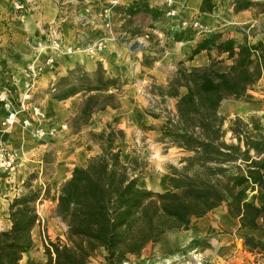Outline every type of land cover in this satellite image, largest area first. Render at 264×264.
<instances>
[{"label": "trees", "instance_id": "1", "mask_svg": "<svg viewBox=\"0 0 264 264\" xmlns=\"http://www.w3.org/2000/svg\"><path fill=\"white\" fill-rule=\"evenodd\" d=\"M256 6L264 12V2L234 0L235 12ZM212 7L210 0H202L200 11ZM112 8L130 18L140 12L155 21L164 17L144 0ZM240 33L241 40L207 33L186 59L206 51L207 64L186 66L180 61L165 86H153L158 96L176 98L175 109L166 111L160 128L168 147L184 153L181 165L169 169V189L153 191L139 185L141 176L132 163L122 160L117 145L122 129L109 124L105 131L88 132L100 152L84 165H75L60 184L53 216L65 226L64 240L45 242L43 264H90L98 250L105 264H123L165 233L186 231L193 219L222 205L239 230L261 232V237L242 238L245 250L264 264V135H253L250 122L242 117L226 118L219 112L224 100L239 99L264 78V40L251 41L247 33ZM223 59L230 64L219 70L216 64ZM123 84L100 66L93 73L76 66L58 78L51 96L60 101L84 93L73 117V130L78 132L95 111L120 106ZM39 199V189H29L9 202L10 226L0 231V264H20L32 247V229L40 222Z\"/></svg>", "mask_w": 264, "mask_h": 264}, {"label": "rangeland", "instance_id": "2", "mask_svg": "<svg viewBox=\"0 0 264 264\" xmlns=\"http://www.w3.org/2000/svg\"><path fill=\"white\" fill-rule=\"evenodd\" d=\"M28 1L32 2V0ZM79 1L80 0H78L77 8H81L82 10L89 8V11H92V9L95 8H100L101 10V8L108 4V2L99 0V2H97L98 6H96L95 3L91 5L92 7L84 6V8H82L79 6L82 5ZM256 1L264 2V0ZM13 3L21 5L20 9L24 8L27 10L30 7V5L22 4L20 0H13ZM115 3V5H120L117 2ZM9 7L11 13L21 14L19 11L20 9H15L13 6ZM254 8L255 11L258 12L261 9V6H256ZM116 11L121 13L120 10ZM119 19L120 18L112 19L111 16V21L114 25L113 27H116L119 31H122L121 29L124 27L131 26L134 27L132 28L134 29V31H131L132 33H136L140 36L144 33L148 34L149 37L143 50L145 53L147 52V58L144 60V64L151 65L153 57H156L153 53L160 54L169 46V40H167L169 33L162 26V21L157 22L152 20L145 13H140L134 18L126 20L124 23L125 26L123 27L121 25L118 26ZM11 21L12 20L9 19L7 22ZM132 23H135V25L132 26ZM78 24L80 26H87L84 19L81 21V24L80 21ZM249 25L250 23L248 22L236 24L234 28L232 27V37L241 40L242 34L240 31L247 33L248 38L251 41H256L261 39V37H264V19L258 21V23L253 26ZM6 27L8 28L9 25H6ZM128 29L129 28H127V30ZM158 30H161L163 33H159ZM226 30L227 32H224L225 35L223 38L228 37L230 34V30ZM10 39L11 38L0 47L1 53H5L7 58H9L11 54H13L15 58H19L24 52L21 51L20 47L15 45V39L13 41ZM28 50L30 51V45ZM189 52L190 51L188 50V52L185 53L182 60L186 66H189V64L185 62ZM203 53L204 58L206 59L205 62L208 63L207 52ZM211 55L215 56V51H213ZM223 57H225V55ZM27 59L32 64H41L43 55H40L37 59L35 56L26 58L24 61ZM229 64V60L227 61V59H223L216 64V67L219 70H226ZM12 67H14V70H19L21 68L17 66ZM80 68L83 69L82 67ZM15 75L17 77L16 73ZM58 78H56L55 83ZM155 85L159 84L149 81L148 85L145 87L146 89H143L142 91L150 93L156 98L159 91L157 88L153 87ZM7 86L11 87L12 90H15L16 96H18V93H22L25 89L22 85L20 86V89H18L15 84H11V79L6 80V78H0V90ZM52 87L53 86H50L48 89H51ZM123 89L124 88H122L121 91H123ZM80 93L81 94L77 93L78 95L74 96V98H72L73 100L70 98L67 101H64L62 103L63 108L55 111L56 113H52V116L44 111L45 126L53 125L56 127L58 131L57 136L40 141L33 135L31 128H24L20 124H16L11 132L8 133L9 139L13 143V147L15 145V148H17L21 156L22 165L17 173L16 187L20 188L22 193L27 192L29 189H39L40 191V199L36 203L37 213L40 217V222L36 225L39 224L40 227L37 226L36 229H32V247L28 253L23 255L20 264H43L45 261V242L49 240L56 241L57 237L64 240L65 226L58 218L53 216V209L56 202L50 197L52 190L66 178L75 165L80 164L81 162L85 164L88 157L100 152L99 146L90 140V136L88 135L89 131H105L109 124L116 129H122L124 131V136L117 142V145L121 150V158L125 163L133 164V167L141 176L139 185L144 188L153 191H164L169 189L166 182L169 169L172 165L176 167L181 165L179 161L184 153L174 146L168 147L165 140L162 139L160 133L161 127L156 126L157 124L149 126L137 125L132 123L130 118L129 121L124 119L120 122L122 124V126H120L118 122L111 120V116L113 115L111 107H108L109 109L105 108L95 111L93 114L94 116L91 115V120L87 121V127H84L83 129L81 128L82 131L78 133L75 132L73 130V116L84 99V93ZM119 94V98H121L123 93L121 92ZM40 96V92L36 90L34 98L39 103ZM262 100L263 98L258 94H253L251 98H247L246 95L239 99L228 98L222 102L219 112L226 118L234 117L235 115L242 117L244 120L250 122L253 135L263 136L264 121L255 124L251 120L254 113H259L257 111H262L264 113V106L261 107L264 105V101ZM157 104H160L158 100ZM243 107L249 108V111L242 112ZM1 110L4 115L5 111L0 104V114ZM143 110L150 115L160 114L166 116L167 114L149 109L147 104ZM163 110L172 111L167 108H163ZM3 115H0V117ZM65 123L67 129L62 128V125ZM163 126L164 125H162V127ZM88 127H90V129ZM14 140L16 142H14ZM73 143L77 148L76 151H73L74 148H69V146L74 147ZM71 154H73V156ZM29 185H31V187H29ZM1 200L2 199H0V201ZM41 204H43V206H41ZM42 209L43 211H41ZM41 217H43V222ZM7 218L8 216L5 215V211H3L0 206V231L10 226V221H7ZM237 227V221L226 217V209L222 205L207 213L200 219H193L188 231L174 232V240L172 244L167 242L168 236H165L163 240L160 239L158 242L147 244L142 252L143 255H140L139 257L131 256L129 261L123 264H263L261 260L256 261L255 256L245 250L242 238L244 234H254L257 237H261V232L256 231L253 233L247 229L239 230ZM189 233L194 234L198 238L199 246L196 245L192 247V245L186 244V235ZM163 251H168L171 257L164 258L163 260V258H161ZM90 264H105L103 251L98 250L96 254L91 257Z\"/></svg>", "mask_w": 264, "mask_h": 264}, {"label": "crops", "instance_id": "3", "mask_svg": "<svg viewBox=\"0 0 264 264\" xmlns=\"http://www.w3.org/2000/svg\"><path fill=\"white\" fill-rule=\"evenodd\" d=\"M112 1H116L121 6H128L133 1L139 0H103V2H108L104 7L110 6L109 3ZM144 1H146L150 7H157L164 12V17L161 21L163 22L162 26L169 33V37H167V40H169V46L160 54L153 53L156 57H153L151 65L144 64V60L147 58V52L145 53V51H142L140 53L131 54L127 48V43H132L140 36L131 32L134 31V29H132L134 27H124L125 21L130 17L127 14L119 13L112 8V19L120 18L118 26L121 25L124 27L121 29L122 31H119L116 27H113L114 25L112 23V31L117 37L116 40H108L105 49L95 55H87L82 51H78L72 55L58 56L55 58V62L51 67L46 66L41 70V73L36 79V90L41 94L40 103L48 115L52 116V113H56L55 111L63 108L62 103L64 101L81 94L78 93L60 101L53 100L51 89L48 88L54 85L56 78L66 75L67 72L75 66L82 67L84 71L89 73H93L100 66L105 71V74L111 77H117L124 83L122 87L124 88L122 91L123 96L119 98L120 106L111 109L113 112L111 120L118 122L120 126H122L120 122L124 119L129 121L130 118L131 122L137 125L149 126L157 124L156 126L162 127V125H164L165 116L160 114L153 116L145 113L143 110V108L146 107L147 98L141 93V91L146 89L145 87L148 85L149 81L165 86L173 76L178 63L183 60L185 53L188 52V50L191 52L197 42L203 39L207 33L211 31L221 32L224 37L227 32L226 29H229L230 34L228 37H232V27L234 28L236 24L248 22L250 23L249 26H253L258 23V21L264 19V12H256L253 7L235 12L234 0H210V3L213 5L210 11H200L202 0H170L171 5L176 12L173 17L166 15L165 0ZM20 2H22V4L30 5V7L27 10L24 8L20 9L19 11L21 14H16L9 11V6H13L14 4L13 0H0V47L11 38L10 40L12 41L15 39V45L20 47L21 51L24 52L19 58H15L13 54L7 58L5 53H1L0 48V78H6V80L11 79V84H15L18 89H20L21 85H24V71L32 64L28 59L26 61L24 60L34 56V52L31 51H33L32 47L36 41L48 40L50 30H56L63 42L67 45H75L79 38H83L86 41L97 39L100 35V31H103L101 25L98 24L99 22L97 19L98 23L93 22L92 19L91 22H88L90 20L87 19V21H85L87 26H80L78 24L79 21L81 24V21L84 18H92L95 15V12L100 10V8L92 9V11H89V8H85L84 10L81 8L78 9V0H60V3L55 2L54 0H32V2H29L28 0H20ZM79 2L80 4L82 3V5L79 6L84 8V6L92 7L91 5L95 3L96 6H98L97 2H99V0H80ZM140 13L131 18L136 17ZM9 19L12 21L7 22ZM194 22L197 23V26L193 25ZM6 25H9V27L7 28ZM134 25L135 23H132V26ZM127 28H129V31ZM158 32L163 33L161 30H158ZM120 33H125L124 39H121L123 41L118 37ZM261 40H264V37H261ZM29 45L30 51L28 50ZM203 52L206 51H201L195 55L192 60L185 59V62L189 64V66H199L207 63L205 62L206 59L204 58ZM212 52L213 51H211V53ZM223 56L224 55L221 57ZM12 66L21 68L19 70H14V67ZM15 73L17 74V77ZM253 94H258L263 98L262 101H264V78H261L246 92L245 95L247 98H251ZM156 98L163 108L172 111L175 109L176 98L167 95H157ZM263 106L264 105L261 107ZM106 109L109 108L107 107ZM248 111L249 108L243 107L242 112ZM257 112L259 113H254L251 119L255 124L264 121V113L262 111ZM0 115H3L2 110ZM91 118L92 116L89 118V121ZM87 125L88 122L87 124H83L81 128L83 129L84 127H87ZM81 128L78 132L82 131ZM88 128L90 129V127ZM14 142L16 141L14 140ZM11 144L13 145L12 142ZM73 145L74 147L69 146V148H74L73 151H76L77 148L74 143ZM71 155L73 156V154ZM80 165H84V163L81 162ZM70 173L71 172L68 173L65 179L70 176ZM59 184L51 193L50 198L53 199L54 202L57 201L59 192L58 187H60ZM9 202L8 199L0 201V206L3 211H5L6 216H8ZM41 206H43V204H41ZM41 211H43V209ZM41 219L43 222V217H41ZM6 220L9 221L8 218ZM37 226L40 227L39 224L35 225L33 230L36 229ZM174 232L177 231L165 233L161 240H163L165 236H168L167 242L172 244L174 240ZM186 244L192 245V247L196 245L199 246L198 238L194 234L189 233L186 235ZM142 252L141 255H143ZM162 253L161 258H163V260L164 258L171 257L168 251H163Z\"/></svg>", "mask_w": 264, "mask_h": 264}, {"label": "built area", "instance_id": "4", "mask_svg": "<svg viewBox=\"0 0 264 264\" xmlns=\"http://www.w3.org/2000/svg\"><path fill=\"white\" fill-rule=\"evenodd\" d=\"M60 3V0H54ZM116 1H112L110 6H106L95 12L92 18H84V22L91 19L101 25L103 31L97 39L86 41L79 38L75 45H67L63 42L56 30H50L47 41H37L33 46V52L36 59L43 55L41 64H31L24 71V91L15 95V90L11 87H3L0 90V104L5 113L0 118V199H8L11 201L14 197L22 194L21 189L17 185V173L22 165L21 156L17 148L13 147L10 142L8 133L16 124H20L24 128H31L32 133L40 141L57 136V128L53 125L44 124L45 114L42 105L34 98L37 89L36 79L41 73L43 67H51L58 56H68L75 52H84L87 55H95L101 52L106 47V43L110 39L116 40L117 37L112 31L111 13L112 7ZM166 6V15L174 16L175 9L171 5L170 0L164 1ZM15 9H20L21 5L14 3ZM97 19V20H96ZM197 26V23H193ZM125 33H120L119 38H124ZM148 34H144L136 38L132 43H127L129 53H140L146 46ZM11 86V85H10ZM142 94L147 98V107L149 109L166 113L157 100L150 93L142 91ZM62 128L67 129L66 123Z\"/></svg>", "mask_w": 264, "mask_h": 264}]
</instances>
